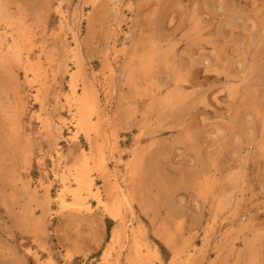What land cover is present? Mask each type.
I'll return each instance as SVG.
<instances>
[{
    "label": "rangeland",
    "instance_id": "1",
    "mask_svg": "<svg viewBox=\"0 0 264 264\" xmlns=\"http://www.w3.org/2000/svg\"><path fill=\"white\" fill-rule=\"evenodd\" d=\"M0 4V264H264V0ZM83 157L100 204L73 202Z\"/></svg>",
    "mask_w": 264,
    "mask_h": 264
},
{
    "label": "bare ground",
    "instance_id": "2",
    "mask_svg": "<svg viewBox=\"0 0 264 264\" xmlns=\"http://www.w3.org/2000/svg\"><path fill=\"white\" fill-rule=\"evenodd\" d=\"M10 1H12V0H10ZM117 1H119V0H117ZM19 2H20V0H19ZM23 2H21V4H22ZM116 3V2H115ZM119 3V2H118ZM118 3H117V5H118ZM1 5V4H0ZM19 5V4H18ZM5 6V5H4ZM21 6H23V5H20V7ZM9 7H11V6H9ZM8 7V8H9ZM8 8H6V10L8 9ZM13 8V7H12ZM11 8V9H12ZM23 8V7H22ZM10 9V8H9ZM23 9H25V8H23ZM1 10V9H0ZM6 10L4 11L5 13H7L6 12ZM19 10V9H18ZM13 12V11H12ZM11 13V12H10ZM20 13H22V12H20ZM14 14H15V12H14ZM4 15V14H3ZM2 15V16H3ZM11 15V14H10ZM17 15V14H16ZM24 15V14H23ZM28 15V14H27ZM8 16H9V14H8ZM13 16H15V15H13ZM23 17H25V15L23 16ZM22 17V18H23ZM2 18V17H1ZM18 18V17H17ZM13 19V18H12ZM21 18H20V14H19V19H18V21H21L20 20ZM5 20H6V18H5ZM5 20H3V21H5ZM11 20V19H10ZM7 21H9V20H7ZM12 22V21H11ZM28 23V22H27ZM26 23V24H27ZM34 23H35V21H34ZM14 24V23H13ZM22 24H24V23H22ZM25 24V25H26ZM29 24V23H28ZM31 24H33L32 22H31ZM30 24V25H31ZM8 25V24H7ZM4 26H5V24H4ZM29 26V25H28ZM12 27V26H11ZM2 28V27H1ZM5 28V27H4ZM27 28H29V27H26V29ZM13 29V28H12ZM15 29V28H14ZM75 29V28H74ZM10 30V29H9ZM20 30H21V28H20ZM76 30V29H75ZM16 31V30H15ZM22 31V30H21ZM24 31V30H23ZM27 31V30H26ZM32 31V30H31ZM34 31V30H33ZM7 32V31H6ZM28 32H29V30H28ZM74 32V31H73ZM23 33V32H22ZM21 33V34H22ZM31 33V32H30ZM9 34V33H8ZM20 34V35H21ZM76 34H77V32H76ZM23 35H25V33L23 34ZM9 36V35H8ZM13 36V35H12ZM26 37V36H25ZM32 37V36H31ZM74 37V36H73ZM16 39V38H15ZM27 40H28V38H26ZM25 39V40H26ZM77 39H78V37H77ZM1 40V39H0ZM9 40V39H8ZM7 40V41H8ZM20 40V39H19ZM33 41V40H32ZM74 41V40H73ZM78 41V40H77ZM8 42H10V41H8ZM14 42H15V40H14ZM13 42V43H14ZM7 43V42H6ZM36 43V42H35ZM3 43H1V41H0V51H2L3 50V48H5V47H3V45H2ZM31 44V43H30ZM29 44V45H30ZM11 45H12V43H11ZM77 45H78V43H77ZM10 46V45H9ZM27 46V45H26ZM75 47V46H74ZM73 47V48H74ZM46 48V47H45ZM79 48V47H78ZM11 49H12V53H13V55L14 56H16V57H20V55L22 54V48H21V46L19 45V44H16V45H14L13 46V48L11 47ZM11 49H10V51H11ZM27 49H30V48H28L27 47ZM33 49V48H32ZM35 49V48H34ZM6 52H7V50L6 49H4ZM4 50H3V52H4ZM37 50V49H36ZM78 50V49H77ZM29 51V50H28ZM56 51V50H55ZM79 51V50H78ZM5 52V53H6ZM33 52V51H32ZM49 52V51H48ZM31 53V52H30ZM43 53V52H42ZM79 53V52H78ZM34 55V54H33ZM43 55V54H42ZM41 55V56H42ZM71 55V54H70ZM27 56V55H26ZM30 56V55H29ZM4 57V56H3ZM64 58V57H63ZM131 61V60H130ZM1 62H3V59H1L0 60V63ZM23 62V61H22ZM74 62V61H73ZM78 62V61H77ZM132 62V61H131ZM64 63H65V61H64ZM79 63V62H78ZM131 64V63H130ZM133 64V63H132ZM37 65V64H36ZM7 66V65H6ZM40 66V65H39ZM83 66V65H82ZM109 66H112V65H110L109 64ZM132 66V65H131ZM134 66V65H133ZM30 67H31V69H33L34 70V68H35V66L33 67L32 66V64H30ZM42 68H43V66H41ZM63 67V65L61 66V68ZM111 68H113V67H111ZM111 68L109 69V70H111ZM145 68V67H144ZM38 69H39V67H38ZM130 69V68H129ZM131 69H133L132 67H131ZM131 69H130V71H131ZM115 70V69H114ZM42 71V70H41ZM44 71V70H43ZM70 71V70H69ZM112 71V70H111ZM116 71V70H115ZM126 71V70H125ZM134 71H135V69H134ZM114 72V71H113ZM136 72V71H135ZM110 73H112V72H110ZM1 74V73H0ZM40 74V73H39ZM43 74H44V72H43ZM115 74V73H114ZM113 74V75H114ZM124 74V73H123ZM122 74V75H123ZM135 74V73H134ZM133 74V75H134ZM2 75V74H1ZM0 75V76H1ZM41 75V74H40ZM48 75V74H47ZM110 75V74H109ZM132 75V74H131ZM42 76V75H41ZM46 76V75H45ZM116 75H114V77H115ZM135 76V75H134ZM60 77V76H59ZM109 77V76H108ZM112 76H110L109 77V79L111 78ZM133 77V76H132ZM132 77H129V79L130 78H132ZM1 78V77H0ZM44 78V77H43ZM135 78H137V77H135ZM49 79V78H48ZM58 79V78H57ZM128 79V80H129ZM2 80V79H1ZM106 80H107V78H106ZM113 80V79H112ZM132 80V79H131ZM135 81L134 82H136V79H134ZM38 81V80H37ZM45 81V80H44ZM130 81V80H129ZM40 82V81H39ZM38 82V83H39ZM131 82V81H130ZM37 83V84H38ZM40 83H42V82H40ZM39 83V84H40ZM46 83V82H45ZM134 84H136V83H134ZM105 85V84H104ZM39 86V85H38ZM37 86V87H38ZM42 86V85H41ZM105 86H107V85H105ZM43 87V86H42ZM41 87V88H42ZM86 87H88L89 88V86H86ZM72 88H73V96H72V100H73V105L75 106V110H74V112H73V116H74V120H75V125L78 127V128H80V129H85V131L87 132V133H89V134H91V131H92V133H93V131H96V133H99L100 132V127H101V124H100V121H101V119H103L104 118V125L105 124H108L107 122H108V116H109V113H107V114H104L105 116L102 118V116H101V112H99L100 110V105H99V97L97 98V96L94 94V92H92V91H90L92 88H90V90L88 89V88H86L85 89V87H84V90L82 91L83 93H81V95L80 96H78L76 93H75V89H74V84L72 85ZM107 88V87H106ZM43 89V88H42ZM38 90V92L40 91L39 90V88L37 89ZM106 90V89H105ZM94 91V90H93ZM96 91V90H95ZM78 92V91H77ZM42 93V92H41ZM96 93V92H95ZM71 94V93H70ZM38 95V94H37ZM40 95H42V94H40ZM98 95V94H97ZM68 97V96H67ZM108 97V96H107ZM123 97V96H122ZM15 102V101H14ZM103 111V110H102ZM101 113V114H100ZM40 117V116H39ZM95 117H97V121H94V119H96ZM42 118V117H41ZM44 119V118H43ZM47 121V120H46ZM47 124V123H46ZM54 124V123H53ZM48 128V127H47ZM105 128V127H104ZM102 129H103V127H102ZM103 131V130H102ZM106 131H107V129H106ZM89 136H91V135H89ZM92 138V137H91ZM90 139V138H89ZM92 140V139H91ZM97 151H98V153H99V163H100V165H102L103 163H105V161H106V155H105V151H104V149L102 148V147H99V145H97ZM93 152V151H92ZM95 152V151H94ZM97 153V152H96ZM94 157V156H93ZM85 160H86V158L84 159V157H83V160H82V162H81V164L80 165H78L77 167H76V170H75V172L73 173V177H74V181H75V183H76V186L72 189V191H71V195H72V198H73V202L75 203V205H77V204H79V205H82L83 203H85L84 201H85V194L84 193H86L87 195H93V196H95V199H97L98 200V203L100 204V203H102L103 202V199H102V197H101V192H100V189H99V187L98 186H96V184H95V182L93 181V178L91 177V173H89V168H88V166H87V163L85 162ZM91 161V160H90ZM77 162V161H76ZM72 168V167H71ZM99 169V168H98ZM102 170H104V169H102ZM101 170V171H102ZM105 170H107V169H105ZM108 176H110V177H112L113 179H114V185H113V189L115 188V192H114V190H113V196H112V203H108V204H106V203H104V205L106 206L107 205V207H108V205H111V207H110V211L115 215V216H117V215H119L120 213H121V210H122V208L125 206H127V207H131V200H130V195L118 184V180H116L117 178H116V175L114 174V173H110V174H108ZM107 176V177H108ZM72 177V178H73ZM71 180V179H70ZM68 181V180H67ZM73 183V182H72ZM71 185V184H70ZM98 185V184H97ZM70 194V193H69ZM87 201V200H86ZM78 205V206H79ZM84 205V204H83ZM117 218V217H116ZM119 220V219H118ZM124 220V219H123ZM122 221V220H121ZM124 222V221H123ZM122 222V223H123ZM126 222V221H125ZM124 222V223H125ZM121 223V222H120ZM125 224H127V223H125ZM122 226H124L123 224H122ZM127 225H125V227H126ZM119 227V229H121V227L120 226H118ZM127 228H129V227H127ZM123 229V228H122ZM124 229H126V228H124ZM141 229V228H140ZM118 231V230H117ZM132 231V230H131ZM119 232V231H118ZM118 232H116V233H118ZM135 232V231H134ZM134 232L131 234L132 235V239H133V241H134V246H135V249L137 250L138 249V247H139V244H138V242L135 240V238H136V236L134 235ZM116 233H115V236H116ZM121 232H119V234H120ZM142 233V232H141ZM123 235H124V233H123ZM131 235H129V234H127L126 235V231H125V235L124 236H127L128 237V240H130L131 241V239H129L130 238V236ZM122 237V236H121ZM126 237V238H127ZM140 238V237H139ZM125 240V239H124ZM118 241V240H117ZM117 241H116V243H117ZM127 241V240H126ZM140 242H141V239H140ZM129 243V242H128ZM127 243V244H128ZM141 243H143L144 244V241L143 242H141ZM122 244V243H121ZM127 244H124V245H127ZM133 245V244H132ZM131 246V245H130ZM122 247H123V244H122ZM129 247V246H128ZM147 247H148V245H147ZM146 247V248H147ZM127 248V247H126ZM145 248V249H146ZM123 250H125V249H123ZM139 250V249H138ZM137 250V251H138ZM119 251H122V250H119ZM130 251V250H129ZM129 251H127V252H129ZM132 251V250H131ZM141 251V250H140ZM144 251V250H143ZM126 252V253H127ZM139 252V251H138ZM133 253V252H132ZM141 253H142V255H143V252L141 251ZM126 255V254H125ZM129 255V254H128ZM130 255H132V254H130ZM149 255V254H148ZM134 255H132V257H133ZM117 257H118V255H117ZM116 257V258H117ZM131 257V258H132ZM141 257V256H140ZM139 257V259H141ZM144 257H145V255H144ZM128 259H130V258H128ZM131 260V259H130ZM141 261V260H140ZM143 261V260H142ZM127 262V261H126ZM129 262H131V261H129ZM129 262H127V263H129ZM132 263V262H131ZM140 263V262H139ZM135 264V263H134Z\"/></svg>",
    "mask_w": 264,
    "mask_h": 264
}]
</instances>
